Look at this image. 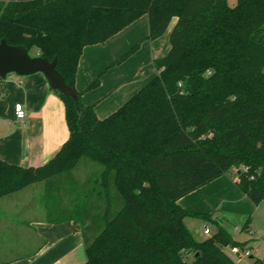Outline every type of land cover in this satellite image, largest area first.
<instances>
[{
    "label": "trees",
    "instance_id": "trees-1",
    "mask_svg": "<svg viewBox=\"0 0 264 264\" xmlns=\"http://www.w3.org/2000/svg\"><path fill=\"white\" fill-rule=\"evenodd\" d=\"M142 15L150 39L174 20L168 52L153 60L156 75L103 119L93 104L55 90L68 139L40 166L0 159V197L44 180L45 197L53 195L48 221L81 225L82 264H236L224 248L242 243L220 225L195 239L184 219L198 214L177 201L234 167L239 190L255 205L264 201V0H0V40L56 57L75 88L83 48ZM83 158L101 169L79 182L72 173Z\"/></svg>",
    "mask_w": 264,
    "mask_h": 264
},
{
    "label": "crops",
    "instance_id": "crops-1",
    "mask_svg": "<svg viewBox=\"0 0 264 264\" xmlns=\"http://www.w3.org/2000/svg\"><path fill=\"white\" fill-rule=\"evenodd\" d=\"M173 24L174 20L162 36L150 39L148 16L142 15L106 41L85 46L74 83L80 103L84 106L93 104L100 119L121 107L156 75L153 60L168 52ZM135 46L137 48L125 60L115 63ZM97 76L98 86L85 90ZM17 103L24 110L20 120L14 116ZM68 136L64 102L49 87L42 73L11 74L0 79L1 160L22 166H40L56 154ZM34 184L0 197V264L84 263L86 253L80 223L73 219L48 221L46 206L41 207L31 198L29 189ZM62 202L66 206L70 204L67 196ZM177 203L198 214L184 219L197 240L205 238L193 222L192 228L187 224L188 217L200 219L204 229H208L207 222L226 228L224 223L235 212L246 215L253 207L231 173L186 194ZM201 214H209V217L202 218Z\"/></svg>",
    "mask_w": 264,
    "mask_h": 264
},
{
    "label": "rangeland",
    "instance_id": "rangeland-1",
    "mask_svg": "<svg viewBox=\"0 0 264 264\" xmlns=\"http://www.w3.org/2000/svg\"><path fill=\"white\" fill-rule=\"evenodd\" d=\"M236 1L237 0H227L228 4L231 6L235 5ZM29 53L33 55L34 49H31ZM100 169H101V166L99 164L95 162H91L87 158H83L80 161V163L77 165V168L73 170L72 177L76 181L79 180L80 182L82 181V179L86 178L85 177L86 175L92 176L94 173H96ZM237 170L238 168L234 167L231 169L230 172L232 175H236ZM66 187L68 188V186ZM29 190L32 194L31 198L34 200V202H36L41 207H45V205L47 204V201L51 200L50 198H52L53 196V195L49 196L48 198L45 197L46 192H45V181L44 180L35 182L33 187H30ZM55 192L56 191H54V194ZM114 195H115V199H114L115 201L113 204V208L114 210H116L120 208L121 201L115 192H114ZM62 196L64 198L67 196V198L69 199V203H70L71 201L70 195H67L64 191L62 192ZM45 217L47 219L46 214H45ZM248 217H250V225L248 226V228L243 229L244 223L246 222ZM197 220H200V219H196L193 217H188L186 219L187 224L189 226L194 224L196 228L200 230V233H202L203 238H207L211 236L214 232V229L217 228L215 223L207 222L206 225L208 229H204L203 222L201 220L200 222H198ZM191 222L193 223L191 224ZM224 226L226 227L225 228L226 230L227 229L230 230L233 240L242 243L240 247H246L247 249L251 251L250 256H252V258H250V256H242L236 253H232L230 251L229 246L225 247L224 249L226 253L234 260L236 264H255L256 259L264 260V201H261L260 203L256 205L253 203L252 210L246 213V215L243 214L242 212H239V213L235 212L233 217L230 218L227 223H224ZM190 227L192 228V226ZM249 230L251 231V234L248 233ZM89 235L91 237H94V235L96 234L93 235V232H88L87 236ZM190 258L191 256H189V259Z\"/></svg>",
    "mask_w": 264,
    "mask_h": 264
},
{
    "label": "water",
    "instance_id": "water-1",
    "mask_svg": "<svg viewBox=\"0 0 264 264\" xmlns=\"http://www.w3.org/2000/svg\"><path fill=\"white\" fill-rule=\"evenodd\" d=\"M56 61V57L48 60L40 55H31L23 45H10L5 39L0 40V79L11 74L24 76L40 72L51 89L71 97L77 103L78 92L65 83L55 67Z\"/></svg>",
    "mask_w": 264,
    "mask_h": 264
},
{
    "label": "built area",
    "instance_id": "built-area-1",
    "mask_svg": "<svg viewBox=\"0 0 264 264\" xmlns=\"http://www.w3.org/2000/svg\"><path fill=\"white\" fill-rule=\"evenodd\" d=\"M14 116L16 119H23L24 117V110L22 108V105L20 103H17L14 105ZM249 234H251V231H248ZM230 251L232 253H236L238 255L242 256H250L251 251L247 249L246 247H240V246H232L230 247Z\"/></svg>",
    "mask_w": 264,
    "mask_h": 264
}]
</instances>
